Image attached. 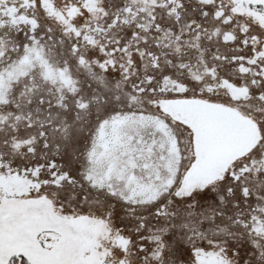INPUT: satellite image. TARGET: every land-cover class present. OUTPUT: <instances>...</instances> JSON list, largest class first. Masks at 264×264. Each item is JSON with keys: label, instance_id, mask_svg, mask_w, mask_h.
I'll use <instances>...</instances> for the list:
<instances>
[{"label": "snow or ice", "instance_id": "snow-or-ice-1", "mask_svg": "<svg viewBox=\"0 0 264 264\" xmlns=\"http://www.w3.org/2000/svg\"><path fill=\"white\" fill-rule=\"evenodd\" d=\"M0 264H264V0H0Z\"/></svg>", "mask_w": 264, "mask_h": 264}]
</instances>
